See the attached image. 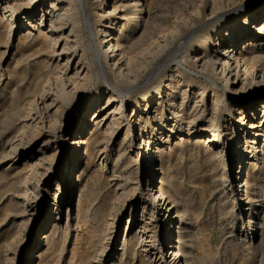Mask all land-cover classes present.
Returning a JSON list of instances; mask_svg holds the SVG:
<instances>
[{
    "label": "bare ground",
    "instance_id": "obj_1",
    "mask_svg": "<svg viewBox=\"0 0 264 264\" xmlns=\"http://www.w3.org/2000/svg\"><path fill=\"white\" fill-rule=\"evenodd\" d=\"M163 1L0 0V45L17 43L0 130L19 122L27 156L0 179V264L28 235L37 264H218L196 254L205 170L237 264H264V0ZM91 166L105 178L83 183Z\"/></svg>",
    "mask_w": 264,
    "mask_h": 264
},
{
    "label": "rangeland",
    "instance_id": "obj_2",
    "mask_svg": "<svg viewBox=\"0 0 264 264\" xmlns=\"http://www.w3.org/2000/svg\"><path fill=\"white\" fill-rule=\"evenodd\" d=\"M193 1H194L193 3L196 2V4L194 5L195 9H193L194 8L193 5L190 6V2H192V0H184V4L188 3L185 6L188 7L189 9H192V12L193 11L195 12V10H197L196 8L199 7L201 0L200 1L199 0H193ZM172 2H173L172 0H167V2H166V0H164L163 3H166V5L163 3H161L162 5H164L163 7H161L162 5H160V7L164 10L165 14L168 15L169 17H175V14H177V11L175 13L176 9L172 7V5L174 4V3L172 4ZM190 7H192V8H190ZM170 12L172 15L170 14ZM179 15L180 14H178L177 17ZM16 44H17L16 42L11 41L10 47H7L6 44L0 45V52H5L4 55H2L0 53V68L3 69L4 67H7V65H8L7 63H9L11 61V58H13V55L16 53V50H17ZM0 81H1L0 82V98H2L1 96L4 94V88L3 87L9 81L8 75L5 74L3 77L0 78ZM1 112L2 111L0 110V113ZM17 123H19V122H17ZM17 123L13 127H10L8 130H6L4 132H2L0 130V179H2L1 176H4V175L7 176V175H10L12 173L15 174L19 170H21L23 168V166H24L23 164L25 163V160L27 158L26 155L24 156V154H26V153H25V148H22L23 146H20L16 153L13 152V150H12V149H14V148H12L13 142H15L14 144H18L21 141L20 139L23 138L22 137V135H23L22 130H21L22 133L20 131L16 132L17 128H19L21 126L20 123L18 125H17ZM103 127L105 128L106 124L105 125H99L95 128H96V130L99 131ZM16 133H17V135H16ZM58 140L59 141L61 140V136H59V135H58ZM113 164H114V160L113 159L109 160L108 168L109 167L112 168ZM9 165H12L14 169H8ZM191 165H193V163L188 165V163L185 162L184 164H182V171L180 172V175L181 176L183 175V177H186V174H187V176H188L189 169L191 170V168H192ZM85 166H86V164L84 163L83 167L85 168ZM231 166L232 165H230V167ZM56 171H57L56 167H54L52 174L56 173ZM98 172H100V171H97L96 168H93L91 166V168L89 170H87L86 174L83 176V178H84V179H82L83 183H87V180H88V177H86L87 174L94 175V181H96L98 178H102V179L105 178L104 176L100 175ZM198 172H202V170H199ZM209 172H211V171L205 170L204 172H202L203 179H202V181H200L199 184H197L199 186V189L205 192L206 201H205V204L203 206V214H202V218H203L204 223L201 224V227H200L201 228L200 233H201V235H202L201 237H203V239L200 243V249L196 248V250H197L196 254L200 257L204 256L205 252L212 254V255H215V257L217 258L218 264H227V263L228 264H231V263L237 264V263H239V259H242L245 254H249V253H248V251L243 250L242 249L243 247L240 246L241 245L240 244L241 239H242V237H240L241 234H239L238 232L232 234L233 232H231L228 229V227L225 225V223L223 222L224 224L222 225V223L220 221L222 218L221 208H219V201L217 200L218 196L216 193H214V189H213L211 181H210V176L207 175V174H210ZM82 173H83V169H82V171H80V174H82ZM2 174H4V175H2ZM12 175H10V176H12ZM192 175H194V173H192ZM145 176H146V172L141 174L142 183L147 179V177H145ZM2 182L3 181L0 180V185L2 184ZM88 184H90V183H88ZM41 188H42V194L45 195L47 187H45V186L43 187V184H42ZM144 192L145 191H144V187L142 184L138 190V195L140 197V200L144 196ZM10 197H11L10 194H6L3 197L2 201L0 202V208L3 207L6 203H8L10 201V199H8ZM3 202H5V204ZM74 203H75V200H74ZM122 217H123L122 220H120L118 223L119 228H120V233L118 235V239L116 241H114L113 245H112V248H114L113 251L116 249L115 246L118 248H121V240L123 239V234H124L122 230L125 227V217L126 216L124 215ZM41 220H42V218L38 219V223ZM62 221H63V219H62ZM44 222L47 223L46 218L43 220V222L40 225H38L37 227L35 226L36 229L38 230V228H41L43 226ZM36 225H37V223H36ZM48 225H49L48 229H50V231H51L53 228V222H51ZM166 226L167 225H164L162 223L159 226V232H158L159 241H158V245H157V247H159V249L161 248V244L164 241L163 232H164ZM69 242L67 243V246H70ZM33 244H34V237L32 235H28L25 238L26 248L24 251L22 250L19 253L16 264H27L28 263L29 259H27V250H29V248L32 249L31 247L33 246ZM46 248H47V246L41 247L40 252L45 251ZM43 249H45V250H43ZM235 249H237V250L239 249V251H236ZM113 251H111L109 254L112 255V257H116V260H118L120 257L117 258L118 254H117V256L116 255L114 256ZM62 253H63V256L67 255V251H66V253H65V251H62ZM34 254H36V253H34ZM120 254H121V250H120ZM256 255H257L256 252H254V253H252V251L250 252V256H251L250 258H252V256L256 257ZM135 260H136V261H134L135 264L136 263L137 264H143V262H142L143 258L142 257L139 256ZM29 262H30V264H37V263H39V258L35 257L34 261H29ZM62 264H65V262Z\"/></svg>",
    "mask_w": 264,
    "mask_h": 264
}]
</instances>
